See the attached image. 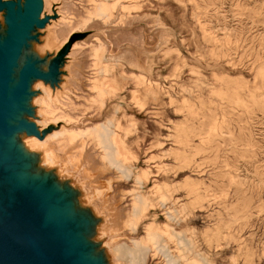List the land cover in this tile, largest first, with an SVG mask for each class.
Here are the masks:
<instances>
[{
	"label": "rangeland",
	"instance_id": "obj_1",
	"mask_svg": "<svg viewBox=\"0 0 264 264\" xmlns=\"http://www.w3.org/2000/svg\"><path fill=\"white\" fill-rule=\"evenodd\" d=\"M51 3L53 12L31 33L34 47L27 45L23 64L32 62L42 74L34 82L52 90L74 87L69 94L76 104L91 94L89 79L112 78L117 92L105 97L100 111L81 107L77 127L114 119L125 129L121 147L134 156L130 176L124 180L110 172H94L95 157L90 165L93 187L103 188L112 180V189L77 217L114 230L104 240L115 236V243L140 236L145 224L155 222L183 232L191 256L207 264H264V0H119L110 22L92 21L61 49L52 45L48 24L57 22L56 12L62 16L65 7L84 16L89 3ZM128 3L139 9L120 19L121 7ZM4 14L0 11V35ZM60 29L63 39L67 28ZM97 40L105 48L107 75H98L91 67L90 48ZM59 57L57 74L51 78L49 69ZM45 58L50 61L44 72ZM138 76L155 90L145 93L144 86H136ZM30 91L31 96L38 94ZM134 91L140 96V109ZM142 169L151 173L138 186L133 174ZM79 175L74 173L68 181L78 186ZM157 184L165 188L168 201L164 205L154 201L138 231L130 233L122 226L130 203L126 192L154 198ZM80 189V194H87L92 187L87 182ZM168 211L175 212L174 221L166 219ZM94 236L96 245L102 246V238ZM169 247L174 251L173 244ZM161 257L150 249L145 264H164Z\"/></svg>",
	"mask_w": 264,
	"mask_h": 264
},
{
	"label": "bare ground",
	"instance_id": "obj_2",
	"mask_svg": "<svg viewBox=\"0 0 264 264\" xmlns=\"http://www.w3.org/2000/svg\"><path fill=\"white\" fill-rule=\"evenodd\" d=\"M2 1L5 2L8 0ZM23 1L21 0V4ZM41 1L42 10L39 20L51 15V12L54 10L52 8L53 3H51L53 0ZM87 1L89 8L85 9L84 16L78 17L68 7H65V12L62 16L56 12L59 20L57 22L50 21V24H48L52 30L50 35L52 45L57 46L58 49L63 48L68 43L72 34L82 32L94 20L102 21L103 23L110 22L112 14L119 4V0ZM134 9H139L136 3L122 5L120 19L124 15L129 14L130 10L133 11ZM60 28H67L66 36L63 39H59L58 36L63 31ZM2 30L4 33V23H2ZM97 41L98 43L93 44L90 48V56L92 57L91 67L98 75H101L107 73L109 67L103 60V54L105 52L104 45L99 40ZM29 44L30 48L34 47V43L30 40L28 42ZM74 46L76 48L80 47L78 45ZM26 49V47H23L21 50L17 67L14 69L13 78L15 81L23 65ZM49 61V58L46 59L45 64L41 66L42 71H46ZM111 79L106 77L100 78L98 76L89 79L88 90L91 94L83 98L84 103L81 104H76L69 94L74 87L64 88L63 91L52 90L44 86L40 81L34 82L32 79L30 81V89L37 90L38 94L29 97L27 100L26 106L31 109V114L29 115L23 112L19 118L33 123L37 134H26L23 131L16 133L13 137L15 144L29 161L28 172L31 175L47 178L59 190L64 191L66 195L75 193L69 199L71 210L74 214L80 213L81 210L92 204L94 200L103 198L105 193L112 189V180H107L103 188L93 187L91 179L94 173L90 165L95 157L98 163H96V167L93 166L94 172H110L116 175V179L124 180L128 179L132 170V165L129 161H132L134 156L128 151H125L119 141L125 129H120L121 126L114 119H107L104 122L82 128L77 127L82 115L80 112L81 107L84 110L95 107L96 110L100 111L103 107L105 97L117 92L118 87L116 88L115 85H112ZM135 84L136 86H144L145 93H148L150 90H155V88L149 87L150 82L147 83V80L143 76L135 77ZM132 95L135 104L140 109L142 103L138 91H134ZM169 101L172 102V99L170 98ZM43 131H47V133L42 138ZM129 134L127 132L124 134L123 139L125 141L128 139L127 136H130ZM87 149L90 152L84 157ZM58 158H62V161L59 162ZM76 172L80 174L79 177L82 179L78 181V186L68 181ZM150 173L149 170L142 169L136 174H133L135 184L140 186L146 183ZM85 181L90 184L92 189L87 194H80L78 191L80 188L82 190V187L85 186V183H87ZM163 189L165 188L163 187ZM163 189H161V185L159 184L153 187L152 193H154V198H149L146 194L135 192V190L127 191L126 195L130 197V203L125 217L122 220V226L130 231V233H136L141 220L147 215L150 209H154L153 202L157 201L159 205H164L168 201L164 197L165 194L163 195ZM171 192L166 194H172ZM181 210L183 212L185 211L184 206H181ZM174 218L175 212L168 211L166 219L168 221H174ZM90 230L94 233L93 235L83 234V236L91 246V255L94 257L101 256L103 264H145V255L150 249H152L153 255L160 254L162 256L161 258L164 264H207L199 256H191V250L187 245L189 243L186 242L184 233L173 229L168 224L160 226L155 222H148L142 227V234L140 236L128 238V242L121 243H115L117 240L115 236H112L110 240H104L107 232L112 234L115 233L114 230L106 231L94 224L90 225ZM94 235L102 238V246L99 247L96 245ZM170 244L174 245V251L169 247Z\"/></svg>",
	"mask_w": 264,
	"mask_h": 264
},
{
	"label": "water",
	"instance_id": "obj_3",
	"mask_svg": "<svg viewBox=\"0 0 264 264\" xmlns=\"http://www.w3.org/2000/svg\"><path fill=\"white\" fill-rule=\"evenodd\" d=\"M6 30L0 35V264H103L91 255L83 234L90 230L79 213H72L70 198L50 180L31 175L29 161L15 144L18 132L36 135L35 125L20 119L31 113L30 81L42 74L28 61L14 69L31 33L41 28V0L5 1ZM60 57L49 76L57 74ZM88 235V234H87Z\"/></svg>",
	"mask_w": 264,
	"mask_h": 264
}]
</instances>
